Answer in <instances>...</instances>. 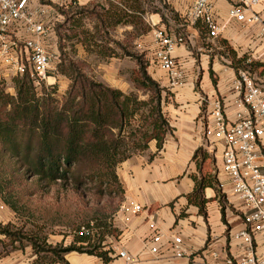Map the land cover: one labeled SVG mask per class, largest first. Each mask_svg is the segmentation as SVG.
<instances>
[{"label": "crops", "instance_id": "obj_1", "mask_svg": "<svg viewBox=\"0 0 264 264\" xmlns=\"http://www.w3.org/2000/svg\"><path fill=\"white\" fill-rule=\"evenodd\" d=\"M42 1L29 3L44 6ZM49 1L88 6L102 0ZM191 4V0H181L169 8L182 19ZM212 5L222 26L219 36L212 39L206 31L199 33L188 26L184 33L186 45L172 52L182 73L180 86L168 87L167 74L152 64L154 46H150L147 73L164 89L162 98L169 94L162 103V113L170 131L160 147L152 141L144 152L116 167L122 195L101 243L109 262L94 255L70 252L64 256L66 264H129L117 256L120 250L134 259L131 264H224L227 258L239 254L229 234L240 229L241 218L230 207L238 204L228 178L222 173L221 142L211 135L212 112L215 103H219L225 118L234 121L240 111L235 106L237 74L223 48L236 60L245 56L264 63V43L258 25L227 22L229 5L225 0H212ZM254 11L264 20V0ZM104 85L120 90L110 83ZM198 150L206 157L201 161L193 158ZM201 179L206 185L200 195H193L195 184ZM135 206L140 210H134ZM14 215L9 208L0 210V227H12ZM151 223L161 235L179 237L181 244L177 249L162 242L159 252L152 254ZM35 260L31 249L15 247V242L0 233V264H36Z\"/></svg>", "mask_w": 264, "mask_h": 264}, {"label": "trees", "instance_id": "obj_2", "mask_svg": "<svg viewBox=\"0 0 264 264\" xmlns=\"http://www.w3.org/2000/svg\"><path fill=\"white\" fill-rule=\"evenodd\" d=\"M139 1L123 0L121 8L95 14L98 24L95 33L107 37L106 32L119 25L132 26L137 36L147 33L149 29L138 16L143 14ZM157 1L161 4L163 0ZM87 7L81 6L76 14L84 13ZM162 8L170 19L177 21L178 16L169 6L162 5ZM159 14L163 21L164 15ZM58 28L60 26H54L55 33ZM193 28L199 33L205 31L199 24ZM76 36L72 35V38ZM94 36L81 32L82 39L78 42L86 51L95 52L103 59L127 57L135 60L134 88L148 98L137 101L120 90L93 81L77 63L65 56L57 66L58 75L69 80L61 98H57L55 86L36 88L27 70L22 76L13 77V96L5 93L0 79V199L16 214L17 200L11 193L13 182L20 186L22 181L31 184L33 181V184H43L44 188L56 183H70L75 189L89 183L96 194L109 197L118 194L120 201L122 189L115 173L117 165L144 152L152 141L160 147L170 131L162 113V103L167 101L169 94L165 93L162 98L164 89L148 75V63L109 39L121 54L106 43L100 46ZM58 51H62L59 45ZM236 63L238 66L233 68L236 74L244 71L251 75L260 70V76H264V63L245 56ZM193 158L201 161L206 157L198 150ZM205 185L203 179L196 182L193 195H200ZM198 209L201 212L199 204ZM9 227H0V233L13 243L16 235ZM85 228L91 232L89 235L76 233L70 245L64 248L59 245L48 248L45 243H42L44 247L28 244L36 256L35 263L66 264L64 256L70 252L94 255L104 263L109 262L101 247L104 231L90 243L94 237L93 227Z\"/></svg>", "mask_w": 264, "mask_h": 264}, {"label": "built area", "instance_id": "obj_3", "mask_svg": "<svg viewBox=\"0 0 264 264\" xmlns=\"http://www.w3.org/2000/svg\"><path fill=\"white\" fill-rule=\"evenodd\" d=\"M181 0H163L170 6ZM228 5L226 20L258 25L264 43V20L254 11L261 0H225ZM191 7L184 17L189 26L201 25L209 38L219 36L222 26L213 11L212 0H191ZM46 7L32 6L29 0H0V68L12 77L22 76L26 70L37 88L47 84L52 53L47 50L48 29L44 25ZM154 46L152 64L167 74L170 89L180 86L182 73L172 56L176 47L185 46V35L171 33L150 22ZM238 94L235 106L240 109L234 121L225 118L219 103L212 112L211 135L222 145V173L228 178L232 196L236 199L241 215L240 229L229 234L239 254L227 258L224 264H264V85L255 84L244 71L237 73L234 86ZM139 211L140 207L135 206ZM154 231L150 237V252L157 254L160 243L173 249L181 244L176 236H163ZM78 234L91 232L81 228ZM117 256L131 264L134 259L123 250Z\"/></svg>", "mask_w": 264, "mask_h": 264}, {"label": "rangeland", "instance_id": "obj_4", "mask_svg": "<svg viewBox=\"0 0 264 264\" xmlns=\"http://www.w3.org/2000/svg\"><path fill=\"white\" fill-rule=\"evenodd\" d=\"M122 1L102 0L92 2L88 5L87 10L81 14H76L79 12L80 5L72 6L70 3L57 5L49 0L42 1L47 3L44 4L46 13L43 21L48 29L46 47L52 53L47 84H44V86H55L57 98L64 95L69 85V80L57 73V66L65 56L68 60L77 63L82 72L93 81L101 84L110 83L120 89L125 96H133L137 101L147 100V95L140 90H136L132 82L137 76L135 60L127 57L103 59L95 52L86 51L84 46L78 42L82 39L81 32L95 35L96 44L103 46L106 43L117 54H121L120 50L111 42L109 43L108 39L117 42L122 47L125 46L128 53L148 63L150 46L152 45L150 22L156 23L159 18L162 28L171 33L181 31L183 34L189 25L185 19H177V21L170 19L168 12L163 10L157 0H140L143 14L137 15L144 26L149 29L147 33L137 36L133 27L129 25H119L113 30H108L106 32L107 37L102 33L100 34V32L95 33L98 24L94 15L104 13L107 9L121 8L123 6ZM159 12L164 15L163 21H161ZM56 25L57 27L60 26L57 29V34L54 31ZM72 35L77 36L72 38ZM70 36L71 38L68 39ZM58 45L62 48L61 52L58 51ZM223 54L228 58L232 68L238 66L237 60L227 48H223ZM11 75L1 68L0 79L3 81L4 91L6 94L13 96V77ZM250 76L255 84L264 85V76H260V70ZM11 193L17 200L18 212L17 214L14 213L15 223L8 229L16 235L15 247L27 248L29 251V245L32 243L40 247H44L42 243H45V247L48 248H54L58 245L62 248L67 247L76 237L79 229L86 226L93 227L94 237L93 240H90L92 241L90 243H93L107 229L111 216L119 203L118 194L110 197L96 194L93 186L89 183L75 189L70 183H56L44 188L43 184H33V181L32 184L22 181L20 186L13 182ZM230 207L233 213L235 211L241 218L238 207L234 204H231ZM5 208L8 207L0 199V210Z\"/></svg>", "mask_w": 264, "mask_h": 264}]
</instances>
